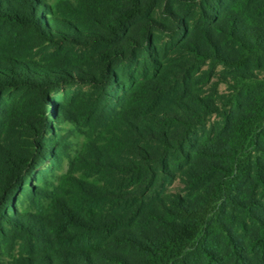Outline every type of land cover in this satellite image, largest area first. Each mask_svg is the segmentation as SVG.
Returning a JSON list of instances; mask_svg holds the SVG:
<instances>
[{"label": "trees", "instance_id": "trees-1", "mask_svg": "<svg viewBox=\"0 0 264 264\" xmlns=\"http://www.w3.org/2000/svg\"><path fill=\"white\" fill-rule=\"evenodd\" d=\"M184 9L200 10L199 26L191 27ZM67 11L88 18L96 31L83 34L44 0H0V28L32 44L100 47L96 71L78 75L18 58L20 40L0 52V98L19 92L31 107L21 115L0 107V126L18 129L22 140L17 150L0 144V237L22 238L43 252L14 264H264V0H75ZM163 35L190 61L168 84L154 78ZM142 59L154 74L131 90L132 105L118 117L132 138L126 162L88 145L94 167L131 180L130 189L108 193L119 208L84 214L76 208L82 196L94 202L107 192L68 177L62 194L31 189L32 197L50 201L47 209L20 211L26 183L52 156L47 135L75 119L53 95L86 84L106 102L117 68ZM219 67L232 76L218 74ZM173 89L178 95L162 107ZM213 117L221 128L206 134ZM178 171L197 195L162 194L159 183ZM139 196L137 207L121 206ZM95 237L109 238L114 251L74 247Z\"/></svg>", "mask_w": 264, "mask_h": 264}, {"label": "rangeland", "instance_id": "rangeland-1", "mask_svg": "<svg viewBox=\"0 0 264 264\" xmlns=\"http://www.w3.org/2000/svg\"><path fill=\"white\" fill-rule=\"evenodd\" d=\"M56 12L57 17L70 21L78 31L84 33L95 32V26L85 16L79 13H70L67 7L74 4L75 0H44ZM178 9V7H177ZM200 10H183L182 14L190 22L191 27L199 26ZM157 17L159 18L158 14ZM159 48L160 66H158L155 80L163 81L164 84L171 83L175 76L183 74V67H187L190 61L182 55L179 44L168 36L157 38ZM20 40V48L14 54L24 61H35L41 65L51 64L64 65L70 72L78 75L81 71L95 72L97 67V53L100 47H76L64 45L57 48L39 46L32 44L25 34L8 31L0 28V52L9 53L12 51L13 43ZM187 55L185 54V57ZM115 87L109 90L106 102H99L97 90L86 84H77L65 87L59 94L53 97L61 103L64 109L72 114L74 121H66L55 124V131L49 133L46 141L52 144V156L37 170L30 181L26 183V191L18 202V209L22 212L39 213L47 209L50 201L45 198L32 197V188H42L55 194H62L67 187L68 177H75L92 183L107 195L99 200L91 202L82 196L78 200L77 209L84 214L92 212H113L119 208L114 198L108 195L109 192H124L130 187L129 178H120L108 169H98L92 164L88 145L98 144L102 150L109 154L112 159L118 162H126L128 158L127 146L132 142L131 135L118 117H125L126 111L132 103L129 100L131 90L141 81H146L148 75L153 73L149 61L140 60L135 63H128L117 68ZM217 73L225 76H232L231 70L219 67ZM258 76H262V70H256ZM173 89L161 102L162 107H167L173 102V97L178 95ZM219 93L226 96L229 93L227 86L222 85ZM131 103V104H130ZM9 108L13 114L21 115L30 109V102L26 96L19 92L7 93L0 98V107ZM221 119L213 117L207 123L206 134L220 130ZM218 130V131H219ZM20 131L10 126H0V144L17 150L21 147ZM173 164L179 162L173 158ZM176 171V170H174ZM160 189L165 196L168 193L181 194L183 196L197 195L189 184L187 176L177 172V176L160 182ZM130 189V188H129ZM133 189V188H132ZM105 191V192H104ZM139 195L140 190L134 189ZM245 191H248L245 188ZM148 195V194H147ZM247 196V194H246ZM143 196L130 204H122L126 210L135 208ZM148 197V196H147ZM160 203V198L152 201L151 206L155 207ZM240 219V217H239ZM253 231L249 233L251 235ZM249 241V240H248ZM57 247V245H56ZM75 248H86L93 252H111L114 246L109 238L95 237L90 240L83 238L81 242L74 245ZM42 250L36 246L31 247L26 241L19 237L10 235L0 237V264H14L20 257H37Z\"/></svg>", "mask_w": 264, "mask_h": 264}]
</instances>
